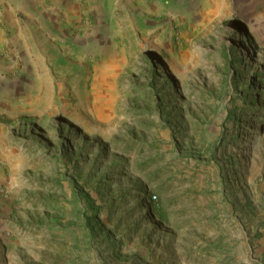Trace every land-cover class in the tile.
<instances>
[{
	"label": "rangeland",
	"instance_id": "obj_1",
	"mask_svg": "<svg viewBox=\"0 0 264 264\" xmlns=\"http://www.w3.org/2000/svg\"><path fill=\"white\" fill-rule=\"evenodd\" d=\"M32 1L0 44V264H264V0Z\"/></svg>",
	"mask_w": 264,
	"mask_h": 264
},
{
	"label": "crops",
	"instance_id": "obj_2",
	"mask_svg": "<svg viewBox=\"0 0 264 264\" xmlns=\"http://www.w3.org/2000/svg\"><path fill=\"white\" fill-rule=\"evenodd\" d=\"M50 1V4L48 5V8L45 9V6L43 9L47 12V15H50L52 17H57V12L59 8L71 6V3L75 0H48ZM103 3H106L105 0H102ZM165 1V0H164ZM169 1V0H167ZM173 2V0H170ZM128 4L133 6H140V9L143 10L142 13L147 12L148 14H156L160 13L161 9H163V0H127ZM45 4V3H44ZM116 5H123V0H121V3L119 0H116ZM33 6V9L31 14L34 15V2L32 0H0V44L2 43L4 34H5V28L3 25V21H8L9 24L12 26V30L15 34V37L20 38H27V27L28 25L24 23L26 19L24 17H21L22 12H27L26 6ZM29 12V13H30ZM171 14L173 12H170ZM46 16H43L41 18L38 17L39 21H45ZM44 23V22H43ZM58 24V23H57ZM43 26V24H42Z\"/></svg>",
	"mask_w": 264,
	"mask_h": 264
},
{
	"label": "bare ground",
	"instance_id": "obj_3",
	"mask_svg": "<svg viewBox=\"0 0 264 264\" xmlns=\"http://www.w3.org/2000/svg\"><path fill=\"white\" fill-rule=\"evenodd\" d=\"M99 73L96 75L93 95L95 98H102L104 96L105 88L107 86V81L105 79V73L107 71L106 67H99Z\"/></svg>",
	"mask_w": 264,
	"mask_h": 264
},
{
	"label": "trees",
	"instance_id": "obj_4",
	"mask_svg": "<svg viewBox=\"0 0 264 264\" xmlns=\"http://www.w3.org/2000/svg\"><path fill=\"white\" fill-rule=\"evenodd\" d=\"M154 193H156V194L163 193L162 188L155 190ZM149 205L151 206L153 212L157 211L156 210L157 209V202H155L152 197L149 198Z\"/></svg>",
	"mask_w": 264,
	"mask_h": 264
},
{
	"label": "built area",
	"instance_id": "obj_5",
	"mask_svg": "<svg viewBox=\"0 0 264 264\" xmlns=\"http://www.w3.org/2000/svg\"><path fill=\"white\" fill-rule=\"evenodd\" d=\"M153 198H154V199H156L157 197H156V196H154Z\"/></svg>",
	"mask_w": 264,
	"mask_h": 264
}]
</instances>
